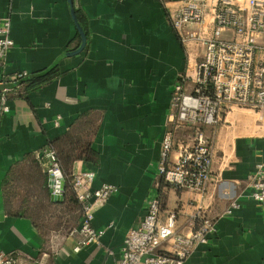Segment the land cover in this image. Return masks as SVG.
Here are the masks:
<instances>
[{
  "label": "crops",
  "instance_id": "obj_1",
  "mask_svg": "<svg viewBox=\"0 0 264 264\" xmlns=\"http://www.w3.org/2000/svg\"><path fill=\"white\" fill-rule=\"evenodd\" d=\"M170 1L0 0L14 40L0 66V252L14 253L17 264H118L155 190L183 226L200 212L215 222L183 264H264V211L247 184L264 161V114L225 116L206 192L178 190L159 175L173 86L204 49L172 28ZM52 68L61 75L36 89L16 84L19 74ZM90 126L95 158L77 159L72 169L94 171V188L118 187L94 209L93 226L105 231L79 251L78 232H56L47 245L31 218L8 212L4 179L27 154L37 153L48 170L50 141Z\"/></svg>",
  "mask_w": 264,
  "mask_h": 264
},
{
  "label": "built area",
  "instance_id": "obj_2",
  "mask_svg": "<svg viewBox=\"0 0 264 264\" xmlns=\"http://www.w3.org/2000/svg\"><path fill=\"white\" fill-rule=\"evenodd\" d=\"M167 11L181 40L204 49L173 86L158 172L178 190L203 193L212 181L214 135L225 116L236 110L264 114V41L257 38L264 36V0H172ZM11 27L10 16H1L0 66L14 45ZM2 111H9L5 97ZM47 156L49 177L59 182L64 177L55 151L49 149ZM95 177L92 170L73 175L72 188L84 212L80 225L71 230L79 233L75 251L100 242L105 230L94 228V209L118 190L109 183L94 188ZM247 184L264 211V161ZM183 225L175 211L163 207L155 190L144 217L127 232L118 264H183L208 240L215 222L200 212ZM0 264H17V256L0 252Z\"/></svg>",
  "mask_w": 264,
  "mask_h": 264
},
{
  "label": "trees",
  "instance_id": "obj_3",
  "mask_svg": "<svg viewBox=\"0 0 264 264\" xmlns=\"http://www.w3.org/2000/svg\"><path fill=\"white\" fill-rule=\"evenodd\" d=\"M78 37L81 36L78 34ZM60 75L61 72L56 68L31 76L19 74L16 84L24 90L36 89ZM82 131L84 130L73 128L49 143V149L55 151L56 160L65 180L62 202L50 201L49 172L44 167L45 160L43 161L37 153L27 154L4 179L8 212L31 218L47 245L54 233H69L74 229L84 214L82 205L72 188L74 175L72 165L77 159H94L96 152L90 146L92 127L85 130L87 133Z\"/></svg>",
  "mask_w": 264,
  "mask_h": 264
},
{
  "label": "water",
  "instance_id": "obj_4",
  "mask_svg": "<svg viewBox=\"0 0 264 264\" xmlns=\"http://www.w3.org/2000/svg\"><path fill=\"white\" fill-rule=\"evenodd\" d=\"M49 185L55 189L51 194V199L55 202H62L64 200L65 180L61 179L57 182L50 178Z\"/></svg>",
  "mask_w": 264,
  "mask_h": 264
}]
</instances>
